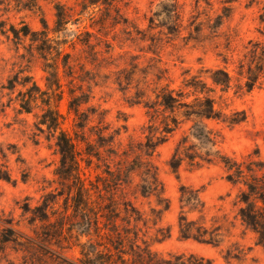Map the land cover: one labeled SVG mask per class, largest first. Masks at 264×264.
<instances>
[{
  "label": "rangeland",
  "instance_id": "374dc122",
  "mask_svg": "<svg viewBox=\"0 0 264 264\" xmlns=\"http://www.w3.org/2000/svg\"><path fill=\"white\" fill-rule=\"evenodd\" d=\"M81 1L0 0V175L9 176L0 179V264H86L83 252L92 260L106 253L116 257L117 250L97 235L94 218H86L87 211L74 199L82 186L93 188L90 199L100 211L108 202L99 197L102 182L117 167L130 165L142 168L131 174L123 198L130 201L136 218L131 227L141 248H149L155 261L264 264V201L260 194L250 195L245 183L264 181V78L250 92L235 84L225 96L229 110L246 115L243 122H205L218 136L215 146L193 138L187 122L148 152L150 122L143 105L157 86V75L164 82L166 76L173 78L172 85L178 86L188 69L196 74L227 67L234 74L249 41L259 37L264 0H107L110 5L80 12ZM57 2L72 20L54 32ZM225 7L231 8L229 17L223 16ZM175 12L177 27L171 17ZM43 21L53 46L47 51L40 49L43 35L33 33L45 29ZM59 46L71 53L70 68L61 64ZM56 60L61 88L49 89L47 66ZM72 95L88 100L80 110L90 120L85 135L93 147L78 145L80 171L68 179L59 173L65 167L59 131L44 125L42 114L50 102L64 117L62 128L74 138L84 136L79 119L69 112ZM23 100L30 112L21 108ZM183 145L185 160L175 173L170 160ZM197 148L203 156L219 151L241 169L226 167L215 156L211 162H189L184 154ZM146 165L163 183L167 201L161 200L162 205L155 196L137 193ZM183 187L186 196L199 191L202 211L191 212L183 204ZM246 198L259 212L260 226L243 216L250 212ZM168 200L170 209L162 211ZM182 214L204 227L205 240L181 237Z\"/></svg>",
  "mask_w": 264,
  "mask_h": 264
},
{
  "label": "trees",
  "instance_id": "16d2710c",
  "mask_svg": "<svg viewBox=\"0 0 264 264\" xmlns=\"http://www.w3.org/2000/svg\"><path fill=\"white\" fill-rule=\"evenodd\" d=\"M101 4L110 5L107 0H82L78 5L81 6L80 12H83L89 10L91 7H99ZM55 9L56 20L53 31L58 32L71 22L72 15L69 13L67 7L58 2L55 4ZM224 9H226V12L223 16L229 17V10L231 8L225 7ZM175 13L176 15L171 17L174 18L173 21L177 27L179 14L178 12ZM100 21L101 25H104V18ZM43 25L45 27L43 31L33 33L43 35L42 40L44 45L40 46V49L47 51L53 48V46L50 45L51 39L48 37L45 21H43ZM24 27L26 30L25 33H28L27 30L29 27L27 25ZM176 27L171 28L176 29ZM257 31L259 37L256 40L252 39L249 41L250 47L247 48L243 59H239L238 65L233 70L234 74L227 67L202 69L201 73L196 74H193L188 69L183 72V79L178 86L172 85L174 83L173 78L170 79L169 76H166V82H164L163 76L157 75V86L151 88L153 94H149L146 100L143 101L150 122V135L146 136L148 142L145 144L148 152L155 151L158 146L164 144L169 136L179 129L183 123H192L190 126V135L193 138L204 144L215 146L218 142V136L212 129L207 127L205 124L207 120L236 125L246 119V115L243 112L229 110V104L225 96L235 84L239 88L250 92L264 78V2L260 10ZM87 45L91 46L90 43H87ZM56 51L59 55L63 56L61 64L65 68H70L71 53L63 52L60 46ZM228 62L226 61V63ZM47 67L51 68L48 71L49 89H52L54 86L56 89H60V63L56 60L54 64L48 65ZM87 101L82 96L72 95V99L69 102V112H74L75 116L79 119L77 124L84 134V136H75V138L62 128L64 117L57 107H53L48 102L46 108L43 110L42 123L54 131H59L57 144L62 154V162L65 163V167L59 173L64 178H75V173L78 170L80 171L78 159L81 160L83 158L80 153L82 150L78 149V145L85 143L89 150L93 147L87 140V135H85V130L89 129L88 123L90 120L80 110V106L87 103ZM21 108L26 112H30L29 104L25 100L22 101ZM239 114L242 116L238 117ZM187 137L185 136L184 138ZM186 148L184 145L182 147L179 146L173 153L170 166L175 173H178L181 162L185 160L182 151ZM197 150L198 148L196 150L192 149L188 156L184 154L190 160L189 162H211L213 161L212 156H215L226 167L230 168L233 164L227 156L220 154L219 151L214 153L206 152V156H203ZM87 153L91 154L90 152ZM147 154L150 155V153ZM236 162L233 165H237L236 171H239L241 165L235 164ZM138 168L140 170L142 166L130 165L124 168L117 167L116 171L109 173L110 177L102 182L101 194L99 195L101 198L103 196L108 202L103 208L99 207L100 211L98 212H95L92 200L90 199V194L94 189L88 186H82L79 189V196L74 199L78 208L82 207L84 211H87V214H85L86 218L88 216L94 218V228L97 231V235H103L107 242L117 250L116 257L106 253L105 256H97L96 260H92L89 257V253L83 252L85 261L87 262L86 264H160L159 261H155L152 258L153 255L149 248H141L138 233H135L131 227V221L136 220V218L129 210V205H131L130 201L123 198L126 195L125 187H129L131 184V174L137 172ZM141 176L142 182L136 185L138 194L143 197L155 196L159 205H162L161 200L166 199L167 201V198L164 197L163 183L158 172L153 167L146 165L141 170ZM0 179L9 180V176L0 175ZM229 180H233L232 176H229ZM245 183L250 195L260 194V199L264 201L263 180L253 178L251 182ZM186 192V188L183 187L181 189V201H183V204L188 206L191 212L202 211L200 207L203 204L199 196V191L194 190L189 196H186ZM118 196L122 197L123 200H119ZM255 199H258V196H255ZM245 201L250 208V212L246 213L243 211V216L249 223L260 226L259 212L257 213V211L252 209L253 204L251 205L247 198ZM169 209L170 203L168 200L161 210L168 211ZM179 227L182 238H194L200 241L202 239L205 240L203 238L204 227L199 226L196 220H189L184 214L180 216ZM161 234L163 237H167V234Z\"/></svg>",
  "mask_w": 264,
  "mask_h": 264
}]
</instances>
